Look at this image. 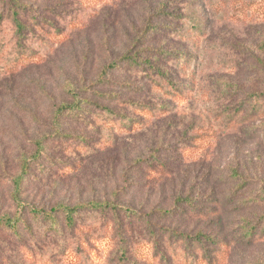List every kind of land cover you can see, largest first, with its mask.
<instances>
[{
	"label": "rangeland",
	"instance_id": "obj_1",
	"mask_svg": "<svg viewBox=\"0 0 264 264\" xmlns=\"http://www.w3.org/2000/svg\"><path fill=\"white\" fill-rule=\"evenodd\" d=\"M18 1L25 7L20 17L28 27L23 50L28 57L22 61L20 50L0 48V215L16 211L13 180L23 158L35 153L36 140L47 137L46 155L32 164L23 185L26 202L48 211L58 204L114 202L149 216L156 225L225 241L228 246L213 247L219 264H264V240L231 241L245 221L264 215V202L251 201L264 188L262 131L225 130L217 118L220 110L232 109L246 94L264 89V11L255 5L245 12L240 0ZM161 1L189 3L204 24L203 37L189 47V68H175L187 99L178 101L151 88L125 66L98 82L103 67L130 48L146 21L155 20L152 11ZM13 5L0 0V41L16 46L9 18ZM29 11H35V24L41 28L25 19ZM68 83L87 90L81 96L89 107L103 105L133 118L139 117L131 102L168 110L145 131L115 133L106 144L103 129L65 115L63 131L86 138L94 149L78 157L54 137V111L72 101L65 90ZM225 85L236 92L224 93ZM263 122L258 118L245 128L257 129ZM231 169L249 181L247 187L239 188ZM181 197L192 199L196 207L178 203ZM156 209L165 213L153 214ZM105 234L89 241L92 249L84 253V264H115L111 258L117 241L113 230ZM12 245L0 232V264H34L19 250L9 255ZM62 258L55 260H67Z\"/></svg>",
	"mask_w": 264,
	"mask_h": 264
},
{
	"label": "trees",
	"instance_id": "obj_2",
	"mask_svg": "<svg viewBox=\"0 0 264 264\" xmlns=\"http://www.w3.org/2000/svg\"><path fill=\"white\" fill-rule=\"evenodd\" d=\"M11 1L15 6L11 7L9 18L12 19L11 24L15 28L17 44L11 46L6 42L4 45L0 41V48H7L10 52L20 50L22 57L19 58L24 61L28 57L23 51L27 45L24 40L27 38L25 33L28 27L21 20L20 10H24L25 7L18 0ZM240 3L241 9L245 12L255 5L264 11V0H240ZM192 9L193 6L189 3L172 5L168 1H161L157 4L152 11L155 20L146 21L130 48L116 61L103 67L98 82L112 71L125 66L131 69L129 71L135 78L146 82L151 88L166 93L178 101L187 99L184 95L186 93L184 84L179 82L175 68L177 66L184 70L189 68L192 60L189 47L194 41H199L205 33L202 18ZM25 19H29L36 28H41L40 23L35 24L37 21L35 11H29L28 18ZM3 25L4 14L0 13V39L4 31ZM34 31V28H29V32ZM146 40L152 44L145 45ZM3 52L2 50L1 53ZM92 86L93 84L90 87ZM224 89L225 91L222 90L224 93L236 92L230 85L229 87L225 85ZM65 90L72 101L62 104L54 111V137L59 143L63 142L64 147L75 156H86L94 149L86 138L70 136L63 131L61 119L65 115H70L89 127L103 129L106 144L110 143L115 133L145 131L150 121L159 118L168 110L165 105L131 102V109L139 118L127 117L103 105L92 104L89 107L91 103L81 96V92L87 90L80 89L72 83H68ZM98 94L113 99L112 96ZM217 118L225 130L242 128L250 133L253 131L258 133L260 129L264 140V122L257 129L245 128L247 122L264 118V89L246 94L241 104L232 109L220 110ZM47 141V137L36 140L35 153L23 158L21 172L13 180L12 199L16 204V211L14 214L0 215V232H3L13 244L9 255H12L15 249L20 251L23 258L31 260L34 264H76V260L71 256L75 255L76 258H80L79 264H84V253H90L92 249L89 241L101 240L106 237V232L113 230L117 246L111 260L115 264H219L212 253L213 247L219 244L228 246L225 241L203 233L190 235L156 225L149 216L128 207H121L114 202L92 200L74 206L58 204L49 211L26 202L23 199V185L27 181L32 164L38 163L46 155ZM140 162L153 166V163L146 160ZM231 177L238 182L239 188L247 187L249 184L237 169H231ZM251 201L264 202V188ZM179 202L196 207L193 200L186 197L178 199ZM157 213L164 214L165 211L156 209L153 214ZM90 228L93 230H89ZM235 240L246 244L264 240V215L257 221H245L243 227L231 236V241ZM65 256L67 260H61L60 263L55 260L56 257L63 259Z\"/></svg>",
	"mask_w": 264,
	"mask_h": 264
}]
</instances>
